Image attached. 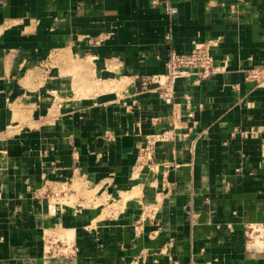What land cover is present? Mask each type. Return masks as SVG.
Returning a JSON list of instances; mask_svg holds the SVG:
<instances>
[{"label":"crops","instance_id":"crops-1","mask_svg":"<svg viewBox=\"0 0 264 264\" xmlns=\"http://www.w3.org/2000/svg\"><path fill=\"white\" fill-rule=\"evenodd\" d=\"M209 41L219 72L173 105L141 88ZM259 68L264 0H0V264H264L243 235L264 222Z\"/></svg>","mask_w":264,"mask_h":264},{"label":"built area","instance_id":"built-area-1","mask_svg":"<svg viewBox=\"0 0 264 264\" xmlns=\"http://www.w3.org/2000/svg\"><path fill=\"white\" fill-rule=\"evenodd\" d=\"M178 13V9L172 4L166 6V14L170 20ZM170 39V34L167 36ZM212 41L193 42V49L188 54H178L174 50L169 53L166 63V73L164 75L143 76L140 78L141 88L146 92H157L165 104H174V86L179 79L199 75L204 79H209L219 72V67L215 65L212 56ZM247 80H255L258 87H264V68L251 71ZM172 133L152 135L148 138L146 147L141 150V157L147 162L154 159L155 146L158 142L168 140ZM45 192H49L47 188ZM67 196L66 188L57 192ZM243 235L245 238V248L249 252L264 254V222L246 223L243 225ZM45 256L50 258H75L78 248L75 243L67 238L56 236H46L44 238Z\"/></svg>","mask_w":264,"mask_h":264}]
</instances>
